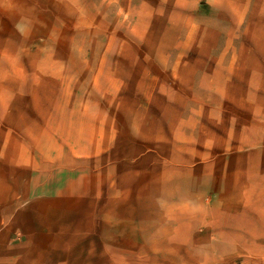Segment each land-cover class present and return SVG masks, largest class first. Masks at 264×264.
Masks as SVG:
<instances>
[{"label":"rangeland","instance_id":"rangeland-1","mask_svg":"<svg viewBox=\"0 0 264 264\" xmlns=\"http://www.w3.org/2000/svg\"><path fill=\"white\" fill-rule=\"evenodd\" d=\"M0 264H264V0H0Z\"/></svg>","mask_w":264,"mask_h":264},{"label":"bare ground","instance_id":"bare-ground-1","mask_svg":"<svg viewBox=\"0 0 264 264\" xmlns=\"http://www.w3.org/2000/svg\"><path fill=\"white\" fill-rule=\"evenodd\" d=\"M8 7V6H7Z\"/></svg>","mask_w":264,"mask_h":264}]
</instances>
